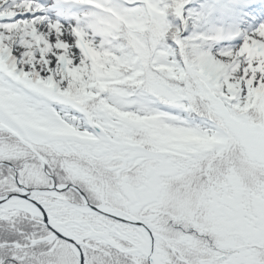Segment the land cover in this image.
<instances>
[{"label": "snow or ice", "instance_id": "obj_1", "mask_svg": "<svg viewBox=\"0 0 264 264\" xmlns=\"http://www.w3.org/2000/svg\"><path fill=\"white\" fill-rule=\"evenodd\" d=\"M0 264H264V0H0Z\"/></svg>", "mask_w": 264, "mask_h": 264}]
</instances>
